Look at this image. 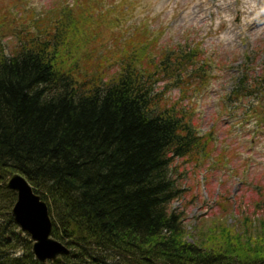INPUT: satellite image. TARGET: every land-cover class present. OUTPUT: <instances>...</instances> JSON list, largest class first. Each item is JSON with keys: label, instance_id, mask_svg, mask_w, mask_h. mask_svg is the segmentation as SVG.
<instances>
[{"label": "trees", "instance_id": "16d2710c", "mask_svg": "<svg viewBox=\"0 0 264 264\" xmlns=\"http://www.w3.org/2000/svg\"><path fill=\"white\" fill-rule=\"evenodd\" d=\"M98 6L88 0L79 17L68 5L30 12L1 32L13 42L0 43V264H52L34 257L12 217L16 193L6 182L16 172L47 204L51 236L69 248L59 264H119L110 255L125 264H264V219L244 218L242 235L214 223L219 232L188 241L170 207L178 161L210 159L215 133H200L155 84L174 75L173 64L197 61L199 47L152 63V41L141 33L109 48L115 68L106 67L99 52L110 20ZM258 80L243 74L234 92L262 96Z\"/></svg>", "mask_w": 264, "mask_h": 264}, {"label": "rangeland", "instance_id": "374dc122", "mask_svg": "<svg viewBox=\"0 0 264 264\" xmlns=\"http://www.w3.org/2000/svg\"><path fill=\"white\" fill-rule=\"evenodd\" d=\"M87 1L0 0V43L13 42L1 34L17 27L10 24L11 18L22 22L30 12L36 16L66 5L79 17L78 10ZM100 2L96 15L107 12L110 20L104 23L99 52L106 67L115 68L109 48L137 41L141 33L152 41V63L165 52L180 59V52L199 47L197 61L173 64L174 75L164 72L155 84L163 102H177L200 133H215L216 150L210 159L202 164L178 161L174 169L180 193L170 207L182 214L188 241L208 228L219 232V228H211L214 223L241 235L246 230L241 223L244 218H258V226L264 219V122L255 114L259 107L264 120V94L245 96L244 90H234L243 74L257 82L264 77V0ZM203 62L207 64L200 67ZM110 257L114 258L110 263L125 264L118 257Z\"/></svg>", "mask_w": 264, "mask_h": 264}, {"label": "water", "instance_id": "95a60500", "mask_svg": "<svg viewBox=\"0 0 264 264\" xmlns=\"http://www.w3.org/2000/svg\"><path fill=\"white\" fill-rule=\"evenodd\" d=\"M6 186L16 193L11 214L19 227V234L24 232L33 241L34 257L42 263L48 261L52 264L61 263L62 256L68 254L69 248L51 236L52 221L45 201L34 192L28 180L20 173L12 174Z\"/></svg>", "mask_w": 264, "mask_h": 264}]
</instances>
